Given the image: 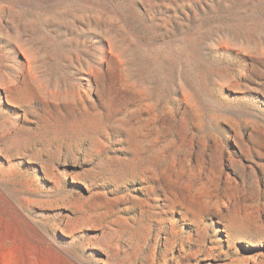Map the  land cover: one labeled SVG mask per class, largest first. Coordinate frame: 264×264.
I'll list each match as a JSON object with an SVG mask.
<instances>
[{"label": "rangeland", "instance_id": "374dc122", "mask_svg": "<svg viewBox=\"0 0 264 264\" xmlns=\"http://www.w3.org/2000/svg\"><path fill=\"white\" fill-rule=\"evenodd\" d=\"M0 264H264V0H0Z\"/></svg>", "mask_w": 264, "mask_h": 264}]
</instances>
